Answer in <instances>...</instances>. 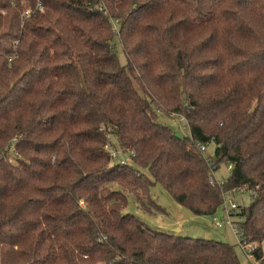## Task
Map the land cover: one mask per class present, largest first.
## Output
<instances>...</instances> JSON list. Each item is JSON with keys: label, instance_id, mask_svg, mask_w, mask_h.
Segmentation results:
<instances>
[{"label": "trees", "instance_id": "obj_1", "mask_svg": "<svg viewBox=\"0 0 264 264\" xmlns=\"http://www.w3.org/2000/svg\"><path fill=\"white\" fill-rule=\"evenodd\" d=\"M5 21L0 264H242L125 211L155 184L212 217L251 193L228 212L264 264V0H0Z\"/></svg>", "mask_w": 264, "mask_h": 264}, {"label": "rangeland", "instance_id": "obj_2", "mask_svg": "<svg viewBox=\"0 0 264 264\" xmlns=\"http://www.w3.org/2000/svg\"><path fill=\"white\" fill-rule=\"evenodd\" d=\"M5 14V12H2ZM6 17V15H4ZM6 21L1 25V32L6 29ZM117 54L122 63H125L126 58L122 51V47L117 42ZM163 120L171 127L177 135L185 137L190 135L186 121L179 118L177 115L172 117H164ZM113 149V148H111ZM214 146L211 145L208 149L210 153L213 152ZM115 154V153H114ZM117 158L125 160L129 157V153L118 151ZM230 175V168L228 164L221 163L220 166L214 170L213 176L216 181L223 182ZM145 205L148 211L142 209L141 204L137 203L135 196L128 194V204L126 212L133 213L136 216L145 220L149 227L153 230H159L167 233H176L182 236H190L195 238H204L209 240L225 241L235 245L237 255L242 264H259V260L249 258L248 254L241 248L239 244V236L236 233L231 222L236 221V215L229 214L223 209L216 213L219 219H224L225 222L221 227H217L213 222L212 216L195 215L188 208L182 206L166 191L160 184H155L152 187V198L147 200L144 197ZM225 200L234 201L238 205H247L251 200V193L237 190L229 192L225 195ZM227 209H230V204L227 203ZM264 250V244H263ZM252 259V260H250Z\"/></svg>", "mask_w": 264, "mask_h": 264}, {"label": "built area", "instance_id": "obj_3", "mask_svg": "<svg viewBox=\"0 0 264 264\" xmlns=\"http://www.w3.org/2000/svg\"><path fill=\"white\" fill-rule=\"evenodd\" d=\"M38 8H39L40 10L43 9L40 3L38 4ZM31 10H32V9H27V10H26V12H25V13H26V16H29V15H30ZM23 18H24V16H23ZM229 168H231V166H229ZM228 203L230 204V209L236 207V203H235L234 201L229 200ZM227 211H229V209H227ZM212 222H213L217 227H221V226L223 225V223L225 222V220L219 219L218 217L215 216V217H213ZM231 224H232V226H233V223H232V222H231ZM233 227H234V226H233ZM234 229H235V228H234ZM235 231H236V233H237V230H236V229H235ZM239 244H240L241 248H242L243 250L246 251V253L248 254V257H249V258H252V259L255 258V257H254V251H255V250L257 249V247L259 246L257 243H255V242H246V241L242 242V241H240V239H239ZM263 258H264V251H263ZM252 259H250V260H252ZM252 261H253V260H252ZM258 262H259V264H260V261H258Z\"/></svg>", "mask_w": 264, "mask_h": 264}]
</instances>
